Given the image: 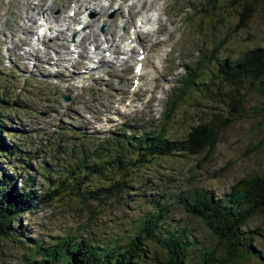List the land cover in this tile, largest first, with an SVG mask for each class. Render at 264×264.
<instances>
[{
	"label": "rangeland",
	"instance_id": "rangeland-1",
	"mask_svg": "<svg viewBox=\"0 0 264 264\" xmlns=\"http://www.w3.org/2000/svg\"><path fill=\"white\" fill-rule=\"evenodd\" d=\"M70 1L54 0L51 3L50 0H42L41 5L30 8L32 0H0V94L6 93L7 99L12 100L10 104H3L2 107L13 112L14 124L11 127L16 132H22L20 139L28 142L27 148L32 147L33 150L42 148L40 150L42 154L46 152V155L52 156L53 159H60L57 169L63 171L61 168L64 164H71L76 160V156L71 157L72 149L78 151L83 149L78 139H70L69 136L85 137L92 149L99 143L98 139L91 140V137L85 135L92 133L93 136H100V133H96L94 129L95 120L91 121L92 112L97 118L107 116L113 118L112 122L102 127L97 126L100 130L106 129L99 132L119 128L122 124H131L130 122L134 120L135 123L132 124L136 125L133 126L141 129L148 122L154 126L151 127L152 129L167 122L169 137L184 136L190 126L196 124L198 113L204 108L196 107L195 102L189 103L193 98L188 100V97L185 103H181L178 98L179 102L170 111L172 114L169 120L162 122L170 110L169 106L165 114L164 110L168 107L165 100L176 77L182 74L186 65L194 61V57L197 58L201 45L203 44L206 51L210 50L216 46L215 43L227 38V31L233 30L238 16L226 7L228 1L222 0L224 2L221 11L222 21L211 22L210 18H205L210 15L209 11L200 15L194 14V6L202 0H123L122 6L131 9L129 26L135 24L142 12L139 10L141 6L147 11V16L149 14L153 18L151 11L155 9H159L158 12L162 15L157 23L146 20L147 28L158 27L160 31L146 59V72L152 70L154 66L155 73L142 83L129 114L125 112L126 115L123 116H118L114 112L124 113L120 111L121 107L116 110L118 107L116 95L123 93L130 83L128 65H124L122 69H118L117 66L111 74L112 85H108L109 80L100 79L83 89L73 90L68 88L66 83L55 80L51 70L54 68L49 66L48 62L43 63L41 68L34 67L35 57L28 55L29 52H38L40 55L45 53L46 56H50L48 51L52 53L53 49H60L65 45L64 40L61 46H55L59 38L54 40L52 38L49 42L54 45L52 48L45 46L47 44L40 48L32 47L30 28L42 12L48 13L52 25L63 28L62 20L65 18ZM90 1L101 2V6L104 2V0ZM111 6L114 8L111 11L114 12V16L111 18L107 16V19L109 18L111 24L115 26L117 17L125 11L120 12L121 9H115L114 2ZM96 7L98 20L104 14V10H100L97 4ZM184 11L192 16L185 17ZM54 18L59 20L57 24L53 22ZM198 24H202L201 30L198 29ZM113 29L114 27L107 30L111 32ZM12 31H19L21 35ZM116 32L117 30L114 31ZM65 36L64 32L60 33V38ZM150 36L151 33L145 41H148ZM229 36L224 45L220 43L219 59H224L226 56L237 58L248 48L264 45V0L258 11L250 18L249 26ZM9 46L10 49L6 50ZM9 59L10 62L7 61ZM209 65L212 68L215 66L212 62ZM72 74L71 69L66 70V76L70 77ZM102 76L106 74L102 73ZM64 94L71 96L69 102L63 100ZM194 95L198 98L203 97V95L199 97L200 94ZM16 101L23 102L22 106L16 105ZM208 101L210 99L205 102ZM211 101L212 106H216L217 103ZM263 108L264 95L255 90L247 91L245 103L240 111L243 114L242 118L223 132L211 156L206 153L189 157L174 155L147 163L137 171L136 185L128 194L127 201L122 200L125 202L122 205L114 200L103 205L94 203L90 206L85 205L62 183L58 197L51 202L40 203L38 207L22 216L28 237L49 242L62 234L86 232L99 242H110L115 238L127 241L134 234L136 224L155 210L150 202L153 186L160 189L161 193L177 195L182 186L197 185L213 191L218 196L225 194L243 177L264 174V118L261 117ZM79 114L81 118L77 117ZM16 121H18L17 125ZM137 132L140 133L139 130ZM18 137L17 133L13 134L14 139ZM86 144L85 146L88 145ZM57 162L54 161L50 166L54 167ZM0 164L6 172L12 173L10 165ZM35 172L33 170L31 175ZM22 174L16 177L18 186L21 185ZM32 179L33 189L38 194H42L43 189L49 188L46 179L33 176ZM94 180L99 183L101 178ZM143 193L145 194L141 195ZM174 200L167 205L166 220L161 230L164 232L187 225L186 231L190 232V241L193 242L189 250L190 262L196 264L201 257L200 250L214 246L216 238L209 234L202 222L187 214L179 203L173 202ZM246 229L258 231V234H254V246L259 255L242 257L237 262H225V264H264V214H257L249 220ZM148 243L161 258L166 257L159 246L155 244L154 246L151 241ZM26 251L27 248L10 238H1L0 264H20ZM217 254L222 258L224 251L218 250Z\"/></svg>",
	"mask_w": 264,
	"mask_h": 264
},
{
	"label": "trees",
	"instance_id": "trees-1",
	"mask_svg": "<svg viewBox=\"0 0 264 264\" xmlns=\"http://www.w3.org/2000/svg\"><path fill=\"white\" fill-rule=\"evenodd\" d=\"M227 1L226 7L238 16L233 30L227 31L228 38L249 26V20L262 5V0ZM223 8L222 0H203L195 14L209 11L210 15L205 18L221 22ZM227 38L207 51L201 46L197 60L186 68L187 75L181 88L166 100L165 114L169 106L170 110L162 122L169 120L172 108L179 101L185 103L188 97V100L193 98L189 103L195 102L196 107L204 108L198 113L196 124H192L184 136L169 137L167 122L155 129L146 124L142 129L126 127L113 131L99 138L93 149L85 137L69 136L78 139L83 149H72L71 157L76 156V160L64 164L63 171L57 169L60 159H53L46 152L42 154V148H27L28 142L20 139L22 132L11 127L13 112L2 107L12 100L7 99L6 93L0 94V163L12 168V173L6 172L0 164V239L10 238L27 248L20 264H191L189 250L193 242L190 241V232L186 231L187 225L161 230L167 205L174 199L173 202L179 203L187 214L202 222L209 234L216 238L214 246L200 250L201 257L196 264H225L237 262L242 257L257 256L254 234L258 231L247 230L246 226L254 216L264 214V174L243 177L225 194L218 196L197 185L182 186L177 195L161 193L153 186L150 202L155 210L136 224L134 234L127 241L115 238L110 242H99L86 232L62 234L49 242L34 240L28 237L21 219L40 203L58 197L62 183L85 205H103L113 200L122 205L125 203L122 200L136 185L137 171L147 163L174 155L189 157L206 153L211 156L223 132L242 118L240 111L247 91L255 90L264 95V45L248 48L237 58L226 56L219 59L220 43L224 45ZM207 62L215 66L212 68ZM207 99L210 101L205 102ZM211 100L217 103L216 106H212ZM22 103L15 102L18 106ZM263 111L264 108L262 118ZM15 133L19 136L17 139L13 138ZM56 160L57 164L50 166ZM33 170L36 172L31 175ZM20 173L23 174L18 186L16 177ZM32 176L46 179L49 188L38 194L33 189ZM94 178H101V181L97 183ZM148 241L159 246L166 257L161 258ZM218 250L224 251L222 258L218 256Z\"/></svg>",
	"mask_w": 264,
	"mask_h": 264
},
{
	"label": "bare ground",
	"instance_id": "bare-ground-1",
	"mask_svg": "<svg viewBox=\"0 0 264 264\" xmlns=\"http://www.w3.org/2000/svg\"><path fill=\"white\" fill-rule=\"evenodd\" d=\"M89 8L91 9V11H93V12H95V13H97V8H95V7H92V6H89ZM159 9H155V10H153V12L151 13L152 14V16H153V18H158L159 17ZM203 12V11H202ZM123 21H125V19L124 18H121V21L120 22H123ZM128 22V21H127ZM126 22V23H127ZM146 24H144V26H145ZM144 70H146V67H145V69Z\"/></svg>",
	"mask_w": 264,
	"mask_h": 264
}]
</instances>
